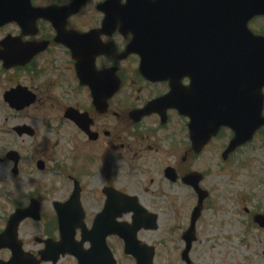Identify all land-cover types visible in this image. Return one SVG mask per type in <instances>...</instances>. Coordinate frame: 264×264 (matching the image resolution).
I'll return each mask as SVG.
<instances>
[{"label": "flooded vegetation", "instance_id": "flooded-vegetation-1", "mask_svg": "<svg viewBox=\"0 0 264 264\" xmlns=\"http://www.w3.org/2000/svg\"><path fill=\"white\" fill-rule=\"evenodd\" d=\"M74 1L33 0V3L43 7L51 5L65 7ZM105 1L86 0L75 14L66 20L58 21L60 33L50 21L41 19L38 22V31L34 35L25 36L21 32H9L5 36L16 35L31 45L46 47V51L33 58L25 68L27 79L30 81L43 79L45 90L50 93V102L61 103L63 100H68L73 104L63 105L61 111L66 112L69 108H73L81 113L79 114L81 124H84L86 119L88 120L87 127L93 133L91 138L76 123L69 121L71 126L77 130V136L75 134L77 142L80 144L84 142L82 151L78 150L80 145L74 144L71 151L73 152L71 168L73 175H69V177L78 180L77 182L81 186V201L88 229L94 228L95 222H100L96 224L101 227L100 232L94 233L93 243L109 247L115 255L114 249L118 247L124 249L125 240L121 234H111L110 231L118 222L132 223L135 219L133 211H123L114 220L113 225L109 213L114 211L115 206H122L125 200H130L142 205L154 218L157 216L159 219V214L154 212L157 208L152 210L144 204V193H148L150 190L148 186L157 185L159 187L160 183L171 191L182 188L183 185L192 189L184 183L183 179L185 175L197 171L203 174L200 187L204 188L202 184L206 179V172L204 169H196L194 166L200 162L204 164L207 148L213 147L222 137L231 139L233 136L229 128H222L219 134L203 147L201 152L196 153L191 140V111H187L188 116H182L176 108H173L170 100L167 102L162 100L155 112L147 114L139 122H135L131 118V112L153 105L154 101L160 100L170 93L173 84L177 88V92L185 96L187 102H191L199 95L203 110L210 104L214 109L212 117H218V110L228 108L236 115L246 113V110L250 108L249 104L247 106L246 100L251 96L250 91L240 90L239 81L235 87L230 81V73L234 67L233 59L238 53L222 60L219 66L216 65L210 73L208 72V66L211 65L208 64L207 54L213 51L204 44L208 38V22L212 23L211 29L213 30L210 38H215L219 34L229 38L243 37L247 33L239 31L240 9L238 7L235 8L233 5L230 8L227 6L209 10L202 6L197 9L193 8L187 0H169L167 5L161 7L128 10L124 8L127 0L118 1L116 8L111 4H105L106 7L102 8ZM219 2L222 5L226 4L225 1ZM124 12L135 14L140 19L152 20L158 31L163 27L162 23H167L169 31L164 33L146 32L140 36L123 24L121 19ZM194 22L196 25L192 29L191 23ZM258 22L264 23V17L251 19L249 27L254 33L264 35V28L256 27ZM81 36H84L83 39H80ZM138 37L168 38L158 46L156 51L157 54H160V51L168 53L167 60L153 58L152 64L148 59V64L154 71L161 67L170 69L169 78L149 79L143 76L140 71L142 59L139 54L132 53L124 56L132 40ZM95 42L107 50L104 55L96 58V68L114 70V73L100 76L98 79H110L114 76L121 82L114 96L100 104L101 110L99 111L94 105L91 88L80 83L77 72L78 60L74 59V55L79 54V51L87 46L95 51ZM193 42L194 48H192ZM140 43L146 46L143 40ZM212 44L216 43L212 42ZM235 46L236 44L233 42L230 50L235 49ZM139 48L141 51H148L146 47L139 46ZM181 53L184 56L177 57ZM176 63H184L185 69L174 74L172 66ZM94 65L90 63L88 77L94 71ZM94 73L91 74L92 79L95 78ZM15 78L18 79V75ZM18 85L23 84L16 81L13 87ZM27 85L31 90L33 89L30 84ZM199 85L200 88H198ZM53 90H58V95H54L51 92ZM33 91L38 96V104L42 103L43 97L34 89ZM224 94L226 97L223 96ZM229 103H231L230 106ZM189 110L191 109L189 108ZM198 110L200 109L197 108L196 112ZM224 144L221 145L222 148ZM135 161H138L143 167H145L146 161L151 164L159 163L162 168L156 173L153 171L152 175H146L142 185L140 180L132 184L113 181L111 176L113 167L117 170H121L118 167H128V171L123 177L137 175V172L131 170ZM167 168H173L178 179L172 180L167 177ZM139 171L147 172L143 171L141 167ZM155 178H158V182L155 181ZM97 179L101 180V185L86 190L87 180L95 181ZM127 195L136 198V201ZM130 204L127 201V205ZM150 225V222L140 223L136 235H131V237L137 238L143 243L140 233L153 231L145 229ZM88 245L90 247L91 243L89 242ZM107 260V257L103 259L104 262Z\"/></svg>", "mask_w": 264, "mask_h": 264}, {"label": "rangeland", "instance_id": "rangeland-1", "mask_svg": "<svg viewBox=\"0 0 264 264\" xmlns=\"http://www.w3.org/2000/svg\"><path fill=\"white\" fill-rule=\"evenodd\" d=\"M258 27H261V23ZM11 28L0 30V36ZM18 76L16 79L13 72L3 70L0 65V233L4 231L8 217L16 209L28 205L27 201L29 202L31 195L39 198L44 221L27 219L19 227V239L23 242L24 251L38 255L44 244L38 242L37 238L58 239V231H48L50 226L47 222L55 216L53 202L65 200L69 191L65 192L70 186L61 187L62 182H56L50 174L45 173L31 178L19 176L15 181L17 175L12 174L13 163L6 158L10 148L26 153L29 152L31 144L34 148L39 142L43 149H47V138L51 143L56 142V134L49 128L45 131L44 123L38 115L35 116L36 114L30 111L16 114L3 102L2 94L19 81L22 84H30L43 97V102L32 110L38 109L37 113L46 118L50 116L49 111H54L49 109L52 107L50 104L54 102H50V93L45 90L42 80L30 81L24 73ZM51 92L54 95L59 93L58 90ZM64 103L73 104L68 100H64ZM58 116L59 110H56L51 118ZM22 123L36 127L37 134L34 137L22 138L14 135L11 132L12 127ZM61 134L62 143L66 141L67 146L70 143L78 144V150H83L84 142H77V130L70 123ZM227 140V137H222L213 147L207 148L204 164L200 162L194 166L196 169L205 170L206 179L202 185L209 196L196 224L197 239L190 252L192 264H262L264 261V229L253 220L256 213H264V128L252 143L240 148L224 161V147L221 145ZM29 165L31 162L25 163L27 168ZM144 165L145 167L135 161L131 170L137 172V175L128 178L123 177L128 167H118L121 170L113 167V181L132 184L140 180L142 185L146 175H152L153 171L156 173L162 168L161 164H151L149 161ZM140 167L147 172L141 173ZM155 181L158 182V178H155ZM39 183L42 188L33 191ZM101 183L99 179L87 180L86 190L99 187ZM148 188V193H144V204L152 210L157 208L154 212L159 214L158 229L142 231L140 238L156 247L155 264H185L181 259L185 247L182 235L187 229L192 211L188 204L195 202L196 193L184 185L175 191L166 189L164 184L160 183L159 187L149 185ZM122 251L120 247L114 249L117 263L135 264L134 259L125 256ZM10 257L9 249L0 248V260H9ZM57 264L76 262L71 256H66Z\"/></svg>", "mask_w": 264, "mask_h": 264}, {"label": "water", "instance_id": "water-1", "mask_svg": "<svg viewBox=\"0 0 264 264\" xmlns=\"http://www.w3.org/2000/svg\"><path fill=\"white\" fill-rule=\"evenodd\" d=\"M118 1L120 0H109L108 4L110 5H116L118 6ZM169 0H128L126 6L124 8H127L128 10H141L148 7H161L168 4ZM190 2L191 6L193 8L200 9L202 6H205L206 8L210 9H220L222 7H232L233 5L235 8L240 9V17H239V31L240 32H249L248 37L246 38V41H250V49L248 50V45L243 39H235V38H229L225 35L219 34L220 38H210V34L212 33V23L208 22V33H207V41L204 43L208 48L212 47L214 44L212 42H220L218 45L215 46L216 51L218 52V55H221L222 57H225L230 50H227V44L224 42H228V47H231V42L234 40L235 42H245V44H240L238 48V52L245 55V61L242 60L239 65H247L250 67V74L246 71H243L238 67L237 62H234L233 70L230 73V81H232L233 86H236L237 81L242 80H250L251 86L255 87V99L250 101L251 105L254 106V113L252 116L244 122H241L239 124L236 123H226L225 121H219L222 119H219V116L217 119H213L212 114L214 112V109L208 105L206 109L203 110L201 101L199 98V95L196 96L191 100V102H188V106L192 111L191 117L193 119L202 120V121H208V122H214L219 121L218 125L216 127L211 128L210 126L207 129V133L204 132V141L206 140V137L209 140L213 133L216 132L218 127L221 124H226L231 126L235 132L236 136L232 140L229 148L224 153V158H227L229 153L235 150L237 146H240L247 141L251 140L254 133L264 125V117L262 115L263 111V100L264 95L262 92V89L264 87V38L263 37H253L251 35V32L246 28L248 21L260 14H264V0H187ZM219 1H225L226 4H221ZM81 3V1H80ZM76 5V4H75ZM75 5L64 8L68 11L67 16H69L71 13L76 12L78 7H75ZM48 10H45L43 8H34L31 5L30 0H0V22H11V21H17L24 29V31L29 30V27H35V22L38 18L41 17V14H45V12ZM200 15V13H199ZM122 22L125 26L128 27V29L134 33L145 34L146 32L152 33V32H159L164 33L169 31V26L167 23H162L163 27L158 31V29L155 27V23L152 20L149 19H140L137 18L135 14L125 12L122 14ZM237 21V20H236ZM238 22V21H237ZM196 25V22L191 23L192 29ZM237 26V23H236ZM34 29V28H33ZM241 38V37H236ZM168 38H144V37H138L135 38L133 41V45L135 47H146L148 48L147 54H144L143 60L145 65V60L147 63V59L150 60L152 58H159L160 60H167L168 53H165L163 51H160V54L156 53L157 47L164 41H166ZM141 40H143L144 43H146V46L143 44L141 45ZM194 40V39H192ZM195 47V44L193 42L192 48ZM5 51L1 52L0 57L7 58L8 52ZM3 54V55H2ZM184 56L183 53L180 55H177V57ZM195 56V55H194ZM9 64V63H7ZM180 64V63H179ZM176 63L172 68H174V72L179 71L183 66ZM183 64V63H182ZM208 64L211 66H208V72L210 73L213 69V67H216V64L213 62L212 58L208 59ZM148 65V63H147ZM150 67V66H149ZM158 72L157 75L160 76H168L169 77V70L168 68L163 69L156 68ZM171 71V70H170ZM154 73V71H151ZM164 78H167L165 77ZM162 78V77H161ZM209 80H212V78H209ZM201 86L199 85L198 88ZM226 97V95H223ZM222 102V101H221ZM225 102V99H224ZM186 104L184 102H180L178 104V108L181 110V112L186 111L185 110ZM191 106V107H190ZM199 108L200 111L196 112V109ZM212 120V121H211ZM206 140V141H207ZM205 141V142H206ZM204 142V143H205ZM207 196L206 193H200V200H199V206L195 209L193 214L192 223L193 226L188 232V246L186 251L184 252V255L187 258V254L191 247V242L193 241L192 232L194 233V225L196 220L198 219L200 215L201 205L203 199ZM72 204V202H69L65 205H59L56 204V208L59 212V215H61V235H62V241L60 243H54L52 241H47V247L44 251L40 252V255L42 256V260H54L56 262L61 254H66L67 252H71L70 247L74 246V225L72 222L68 220L71 216L64 213L65 209L69 207ZM27 214L23 213L19 216L12 217L11 220L8 223V228L6 230V233L0 236V245L2 247H9L13 251V257L11 261L7 264H40L41 261L33 258L29 253H24L22 250V244L20 241H18L17 237V229L18 226L23 218H25ZM262 224H264V220L262 221ZM77 226H83V223L76 225ZM153 228H156L153 227ZM138 245V243H136ZM145 248V246H144ZM135 242L132 240L129 241L128 246L126 247L127 251L135 250ZM75 254L77 255L79 253L78 249H73ZM80 252H82L80 250ZM135 256L138 259V264H152V258H153V251L151 250L150 256L148 259L145 257H139L138 253L134 252ZM82 262L84 264L87 263V257H81Z\"/></svg>", "mask_w": 264, "mask_h": 264}]
</instances>
